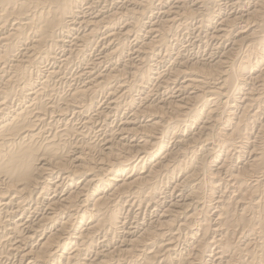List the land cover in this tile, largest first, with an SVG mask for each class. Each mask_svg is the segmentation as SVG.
Masks as SVG:
<instances>
[{
  "label": "bare ground",
  "instance_id": "obj_1",
  "mask_svg": "<svg viewBox=\"0 0 264 264\" xmlns=\"http://www.w3.org/2000/svg\"><path fill=\"white\" fill-rule=\"evenodd\" d=\"M109 1L0 0V264H264V0ZM194 20L205 50L185 58L169 38ZM76 24L61 62L98 57L55 95L38 65Z\"/></svg>",
  "mask_w": 264,
  "mask_h": 264
},
{
  "label": "rangeland",
  "instance_id": "obj_2",
  "mask_svg": "<svg viewBox=\"0 0 264 264\" xmlns=\"http://www.w3.org/2000/svg\"><path fill=\"white\" fill-rule=\"evenodd\" d=\"M101 1H102L101 4L105 6V10L107 9L106 12L109 11V13H110L111 11H114L118 6H120V4H117V5H116V4H114V2L112 3L111 1H109L110 3H106V2H104V0H101ZM103 2H104V3H103ZM221 2L227 3V5L223 3V6H221V13H222V14H224V13H225V14H232L233 12L236 11V10H234V9H230V7H231L230 4H231V2H226V0H222ZM232 2H233V1H232ZM108 4H109V5H108ZM110 5L112 6V9H111V6H110ZM224 5H226L227 7H225ZM107 6H108V7H107ZM115 6H116V7H115ZM228 6H229V7H228ZM108 8H110L111 11H110ZM231 8H232V7H231ZM225 9H227V10H225ZM222 10H223V11H222ZM228 10H229V11H228ZM230 10H231V11H230ZM227 11H228V13H227ZM229 12H230V13H229ZM192 23H193V25H192ZM190 24L192 25V27H191V25H190V28L187 29V31H184V33H183V32H181L182 34H181L180 32H177V33H176V35L179 34V35L177 36L179 40H178V39L175 37V35H174L175 38H173V40L176 39V40L179 42L178 44L173 43L174 41L172 40V38H169V42H170V43L172 42L170 45H171V46L173 45V46H172L173 49H175V47H176L177 50H180L181 47H182L181 55L184 54L183 56H185V58H187V57H188V58H193V57L198 56V55H199V56L201 55V57H202L203 54H204L203 51L205 50V47H203V45H202L203 41L205 40V36H204V34L202 35L203 31H201V30L198 31V24H197L196 20H194V22L191 21ZM79 27H80V28H79ZM117 27L119 28V26H117ZM117 27H116V28H117ZM195 27H196V28H195ZM76 28H77V29H76ZM82 28H83L82 26H79V25L76 24V25L74 26V31H75V32L73 31V32H74V35H73V36H70L69 38H68V37L65 38V39H67V40H65L66 43H64L65 47L63 46V47H61L60 49L57 48V49L55 50V55H56V56H54V57H56V58L51 59V56H50V57H49L50 59H49V58L47 59L48 61H47L46 59H45V60H42V64L39 63V65H38V66H40V68H41L42 71L53 68L52 70L58 71L59 73L61 72L62 75H60V74L58 73L59 75L56 76V77H58V78H56V80H55V77H54V78L51 79V81H50V83H51V82H52V83H51V85H49V87H51V89L54 88V89H52L53 91L56 90V91H54L55 95H56V92H57V94H59V93H62V94H63L64 92H66L67 90H69L73 85H74L73 87H75L76 81H78V80H77V77L75 76L76 73L79 71L78 68L81 70V69L84 67V64H86L85 66H87V64H88L89 62H91L92 59L94 60L95 57L98 55V52H97V51H99V48H98V49L95 48V50H94V49H93V50L91 49V50H92V51L90 50L91 52L88 51V53L85 54L86 56H85L84 58H85L86 60H84V58H83V59L81 58L82 60L80 61V58H77V59H75V57H73L74 59L71 58V59H70L71 61H68V63H66L67 65H68V64H71V67H70V65H68L69 67H68V66H65L66 64L63 65L64 63L61 62V59H62V58H60V56H61L62 54H65V56H69V54H68V53H69L68 48H69V45H70L69 42L72 40L73 37L77 36L80 32H82V30H83ZM118 28H117V29H118ZM191 28H192L193 30H192ZM80 29H81V31H80ZM196 29H197V31H196ZM76 30H77V31H76ZM79 31H80V32H79ZM188 31H189V32H188ZM192 31H193V33H192ZM76 32H77L78 34H77ZM102 32H104V30H102L101 33H102ZM30 33H31V32L28 31V34H29V35H30ZM187 33H189V34H187ZM191 33L194 34V35H191ZM196 33H197V34L199 33L198 36H197ZM200 33H201V34H200ZM180 35H181V36H180ZM195 35H196L197 37H196ZM199 35H200V36H199ZM191 36H192V37H191ZM194 36H195V38H194ZM202 36H203L204 39L202 38ZM71 37H72V38H71ZM189 37H191V38L189 39ZM199 37H200V38H199ZM180 38H181V39H180ZM182 38H183V39H182ZM185 38H186V39H185ZM196 38H198L199 40H200V39H203V41L200 40L202 43L199 42V40L196 39ZM129 39H130L129 42H128V39H126L127 41H126L125 39H123V41H124L123 43H125V45H126V47H125V48H126V52L123 54V55H124L123 58H125V59L122 58V61H123V60H124V61L129 60L130 56L132 55L131 52H132V50L134 49V45H135V42H136V41H135L134 39H132V38H129ZM131 39H132V40H131ZM170 40H171V41H170ZM194 40H195V41H194ZM183 41H187V43H186V42L184 43ZM188 41H189V42H188ZM192 41H193V42H192ZM196 41H197L198 43H196ZM67 42H68V43H67ZM131 42H132L133 44H132ZM26 43H28V41H27ZM189 43H190L191 45H190ZM192 43H193V44H192ZM180 44H181V46H178V47H177V45H180ZM185 44H186V45L188 44L189 46H188V45L186 46ZM196 44H197V47H196ZM127 45H128V47H127ZM174 45H175V46H174ZM183 45H184V46H183ZM194 45H195V46H194ZM198 45H199L200 48H198ZM129 46H131L132 48H130ZM186 47H187V49H189L190 51L187 50ZM193 47H194L195 49H193ZM62 48H63L64 51L62 50ZM64 48H65V49H64ZM128 48H129L131 51H130ZM184 48H185L187 51H186ZM58 49H59V50H58ZM66 49H67V50H66ZM192 49L195 50V52L192 51ZM200 49H201V50H200ZM57 50H58V51H57ZM61 51H62V52H61ZM174 51L176 52V49H175ZM174 51H173V53H175ZM185 51H186V53H185ZM188 51H189V52H188ZM56 52H57V53H56ZM93 52H94V53H93ZM183 52H184V53H183ZM192 52L194 53V55H193ZM200 52H201V54H199ZM59 53H60V55H59ZM127 53H128V54H127ZM182 53H183V54H182ZM195 53H196V54H195ZM96 54H97V55H96ZM130 54H131V55H130ZM57 55H58V56H57ZM126 55H127V56H126ZM128 55H130V56H128ZM88 56H89V57H88ZM92 56H93V57L95 56V57L93 58ZM57 57H58V58H57ZM97 57H98V56H97ZM97 57H96V58H97ZM132 57H134V56H132ZM132 57H131V58H132ZM164 57H165V58H163V55H162V62H161V63L165 62V63H166V66H167V65H169L170 63H168L169 61H166V60H169V59H168L167 56H164ZM166 57H167V59H166ZM90 58H91V60H90ZM131 58H130V59H131ZM72 59H73V63H75V65L72 63ZM51 60H52V61H51ZM55 60H56V61H55ZM77 60H78V61H77ZM120 60H121V59H120ZM164 60H165V61H164ZM43 61H44V63H43ZM45 61H46L47 64H45ZM53 61H54V62H53ZM57 61H60V62H57ZM75 61H76L77 63H76ZM88 61H89V62H88ZM50 62H52L53 64H52V63L50 64ZM79 62H80V63H79ZM84 62H86V63H84ZM55 63H56V64H57V63H58V64L60 63V64H59V65H60V69H62V70H60V69H59V65H58V64L56 65ZM83 63H84V64H83ZM118 63H119V62H118ZM165 63H164V64H165ZM48 64H49V65H48ZM80 64H81V65H80ZM43 65H44V66H43ZM54 65H55V66H54ZM161 65H162V64H161ZM41 66H42V67H41ZM51 66H52V67H51ZM57 66H58V69H59L60 71L57 70ZM64 66H65V67H64ZM77 66H78V67H77ZM104 66L107 67V65H104ZM47 67H48V68H47ZM62 67H64V68H62ZM81 67H82V68H81ZM105 67H104L103 69H105ZM45 68H46V69H45ZM67 68H68L69 70H67ZM72 68H73L74 70H73ZM84 68H85V67H84ZM84 68H83V69H84ZM63 70H64L65 72H64ZM76 70H78V71H76ZM66 72H68V74H67ZM71 73H72V74H71ZM63 74H64V75H63ZM65 74H66V75H65ZM67 75H68V76H67ZM69 75H71V76H69ZM126 75H127L126 79L130 82L129 78H130V79H132V78L130 77L129 74H126ZM64 76H65V78H64ZM73 76H75V78H74ZM59 77H60V78H59ZM61 77H62V78H61ZM71 77H72L73 79H71ZM128 77H129V78H128ZM66 78H68V79H66ZM59 79H60V80H59ZM64 79H66V81H65ZM52 80H53V81H52ZM63 80H64V81H63ZM73 80H74V81H73ZM75 80H76V81H75ZM54 81H55L57 84H54V83H55ZM128 81H126V82L128 83ZM58 82H59L60 85H58ZM61 82H62V83H61ZM64 82H65V83H64ZM74 82H75V83H74ZM67 83H68V84H67ZM70 83H71V84H70ZM73 83H74V84H73ZM61 84H62V85H61ZM63 84H64V85H63ZM52 85H53V87H52ZM69 85H70L71 87H69ZM153 85H154V83H153ZM66 87H67L68 89H66ZM160 90H161V91H159V92H160L159 95H160V94H163V95L166 94V91H164L163 89H160ZM140 91H141V90H140ZM140 91H138V94H140ZM54 93H52V94H54ZM52 98H53V96H52ZM100 100H101V99H100ZM10 101H11V102H10V106H11L10 108L12 109V107L14 106L12 110L17 109V107L19 108V106L21 107V106L25 105L24 102H22V104H21L20 102H16V100H14V101H15L14 103L12 102V100H10ZM101 102H102V101H99L98 105L101 104ZM11 103H12V104H11ZM16 103H17L18 105H16ZM19 104H20V105H19ZM12 105H13V106H12ZM122 109H123V108H122ZM122 109L120 110L121 112L119 111L118 113H117V112L114 113V114H113V113H112V114H111V113H109V114L107 113L108 116H107V118H105V116H104L105 119H104L103 117H100V118L98 117L100 121L98 120V118H94L95 121H93L94 119H92V122H91L92 124H90L89 126H90V127L92 126L91 128L94 127L93 130H92L91 128H88V129H87V127H89V126H87V127H85V128H82V129H84V130H83L84 133H85V134H88L87 137L90 138L91 141L100 142L101 139H102L106 134L109 133L108 130H116L117 126H118V125L120 126L122 120L124 119L123 117L128 116V114H126L127 111H125V110H126L125 107H124V109H125L124 111H123ZM125 112H126V113H125ZM124 113H125L126 115H125ZM116 114H117V115H116ZM67 115H68V116H67V119L70 120V119L72 118L70 121H71L74 125H76V127H77V125H78V127L80 128V130H82V129H81V126H82V124H83L82 121H84V120L86 121L88 118H91L90 116H92V115H89V116H88L87 114L85 115V114H82V113L74 114L75 116H74L73 114H72V116H70L71 113H70V114H67ZM77 115H78V116H77ZM79 115H80V116H79ZM83 115H84V116H83ZM118 115H119V116H118ZM120 115H122V116L124 115V116L122 117V116H120ZM85 116H86V117H85ZM109 116H111V117H109ZM73 117H74V118H73ZM76 117H77V118H76ZM80 117H81V118H80ZM112 117H113V118H112ZM117 117H118V118H117ZM119 117H120V118H119ZM122 118H123V119H122ZM101 119H102V121H101ZM106 119H107V120H106ZM109 119H110V120H109ZM79 120H80V121H79ZM111 120H112V121H111ZM114 120H117L118 122L116 121V123H115ZM85 121H84V122H85ZM104 121H105V122H104ZM75 122H78V123H75ZM79 122H81V123H79ZM94 122H96V123H94ZM97 122H98V124H97ZM103 122H104V123H103ZM110 122H111L112 124H111ZM106 123L108 124V126H106ZM109 123H110V124H109ZM113 123H114V124H113ZM94 124H95V125H94ZM102 124H103V125H102ZM95 126H96V127H95ZM111 126H112V127H111ZM104 127H105V128H104ZM115 127H116V128H115ZM96 128H97V129H96ZM98 128H100V131H99ZM102 128H103V129H102ZM106 128H107L108 130H107ZM113 128H114V129H113ZM86 129H87V130H86ZM94 129H95V130H94ZM105 129H106V130H105ZM47 130H48V129H47ZM91 131H92V133H91ZM102 131H103V132L105 131L104 134H103ZM93 132H95V133L93 134ZM99 132H101V135H100ZM96 133H97V134H96ZM90 134H93V136L90 135ZM102 134H103V135H102ZM95 135H96V136H95ZM98 135H99V137H98ZM89 136H90V137H89ZM91 136H92V137H91ZM96 137H97V138H96ZM93 138H94V140H92ZM98 138H99V139H98ZM71 139H73V138H71ZM74 139H76V138L74 137ZM76 140H77V139H76ZM168 144H169V145H168ZM170 144H171V146L174 145L173 140H172V139H170V140H166V146L168 145V148H172V147H174V146L171 147ZM178 176H179V175H178ZM178 176H175V177H178ZM175 177H174V180H173V181H170V183L168 184L169 186H168V185H167V186L165 185V186L167 187V190H170V186H171V188H172L176 183H178V182H179V181H178L179 178H180L179 180H181V177H180V176H179V178H175ZM176 179H177V180H176ZM56 180H57V179H55L54 181H56ZM175 180H176V181H175ZM177 181H178V182H177ZM171 183L173 184V186H172ZM63 184H64V185H63V187H62V190L64 189L63 192H66V191H67V188H66V187H68V183H67V182H64ZM65 184H66L67 186H66ZM49 197L52 198L53 195L48 196L47 199H49ZM35 198H36V197H35ZM46 202H47V200L42 201L41 203H44V204H41V203H40L41 206H40V204H38V205H37V211H38V210H41V209L45 206ZM31 205H32V208H35V206H34L33 203H31ZM39 208H40V209H39ZM135 209H136V208H132V209L130 210L131 212L129 211L131 214L128 212V213L130 214V216H131L130 218L133 217V216H132V213H133V212H134V214L136 213ZM144 210H145V213L143 212ZM146 211H147V212H146ZM149 211H150V213H148ZM151 211H152V212H151ZM153 211H154V212H153ZM142 212H143V213H142ZM32 214H33V216H32ZM38 214H39L38 212L35 213V214H34V213H31L30 215L27 214V216L29 215L27 218H28V219H33V218L36 217ZM143 214H144V215H143ZM149 214H150V215H149ZM140 215H142L141 218L144 216V217L142 218L143 221H144V219H145V221H146V220L153 219V218H155V216H156V214H155V209H153V208H149V209H148V208H145V209H142V210L139 212V216H140ZM147 215H148V216H147ZM154 215H155V216H154ZM30 216H31V217H30ZM153 216H154V217H153ZM27 218H26V219H27ZM130 221H132V219H131ZM36 240H37V238L34 239V240L32 241V242H34V243H31V245H29V246H33V244L35 245V243H36L35 241H36ZM180 242H181V243H180ZM183 244H184V242H183L182 240H181V241H178V244H177V248H176V249H177L178 251H181V252L184 251V250L186 249V246H184L185 244H184V245H183ZM179 245H183V246H179ZM184 247H185V248H184ZM179 248H181V249H179ZM10 253H11V254H10ZM10 253H9L10 256H13V255H14V256L17 257V258H13V257H11V258H13V259L9 258L10 261H8V262H17V261H18V258H20V257H19V254H18L17 252H13V251H12V252L10 251ZM9 255H8V257H9ZM17 255H18V256H17ZM12 260H13V261H12ZM15 260H16V261H15Z\"/></svg>",
  "mask_w": 264,
  "mask_h": 264
}]
</instances>
